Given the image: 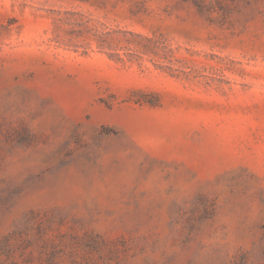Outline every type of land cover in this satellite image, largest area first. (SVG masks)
<instances>
[{
  "label": "rangeland",
  "instance_id": "1",
  "mask_svg": "<svg viewBox=\"0 0 264 264\" xmlns=\"http://www.w3.org/2000/svg\"><path fill=\"white\" fill-rule=\"evenodd\" d=\"M0 264H264V0H0Z\"/></svg>",
  "mask_w": 264,
  "mask_h": 264
}]
</instances>
